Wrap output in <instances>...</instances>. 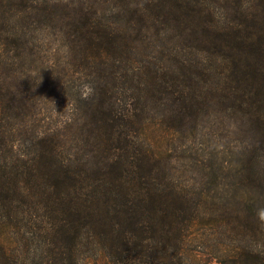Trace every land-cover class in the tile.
<instances>
[{
	"label": "trees",
	"instance_id": "1",
	"mask_svg": "<svg viewBox=\"0 0 264 264\" xmlns=\"http://www.w3.org/2000/svg\"><path fill=\"white\" fill-rule=\"evenodd\" d=\"M212 117L240 143L224 197L145 133ZM262 207L264 0H0V264H264Z\"/></svg>",
	"mask_w": 264,
	"mask_h": 264
},
{
	"label": "rangeland",
	"instance_id": "2",
	"mask_svg": "<svg viewBox=\"0 0 264 264\" xmlns=\"http://www.w3.org/2000/svg\"><path fill=\"white\" fill-rule=\"evenodd\" d=\"M83 83H78L76 87L80 88ZM51 108L59 111L56 112L57 115L56 113L51 115L53 125L69 111L66 103L58 107L51 105ZM216 122L213 117L201 118L197 128L192 131L182 130L177 134L168 127H161L156 120L155 122L151 120L145 133L152 144V150L159 155L160 161L168 166L171 176L188 185L189 189L199 188V183L203 181L202 183H206L203 189L207 193L224 197V188L234 184L230 178L233 171L229 173V169L238 170L240 167V158L233 153L240 143L236 142L237 136L227 122L223 125ZM203 226L205 228L202 229L206 231L209 228L212 231L218 230L217 223L211 220L201 221L198 228L201 229ZM218 242L222 243L224 240L218 238ZM97 259L99 258L88 254L83 256L81 264H96ZM197 262L219 264V259L214 254L208 256L200 254Z\"/></svg>",
	"mask_w": 264,
	"mask_h": 264
},
{
	"label": "clouds",
	"instance_id": "3",
	"mask_svg": "<svg viewBox=\"0 0 264 264\" xmlns=\"http://www.w3.org/2000/svg\"><path fill=\"white\" fill-rule=\"evenodd\" d=\"M94 91H95V88H94V85L92 83L84 82L80 87L81 98H83V99L89 98L90 96H92L94 94ZM257 215L261 221H264V207L259 208L257 210Z\"/></svg>",
	"mask_w": 264,
	"mask_h": 264
}]
</instances>
